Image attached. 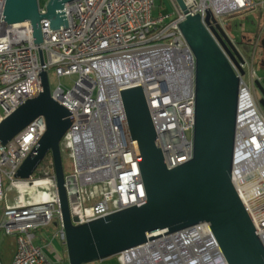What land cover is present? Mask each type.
Segmentation results:
<instances>
[{"label":"built area","instance_id":"built-area-1","mask_svg":"<svg viewBox=\"0 0 264 264\" xmlns=\"http://www.w3.org/2000/svg\"><path fill=\"white\" fill-rule=\"evenodd\" d=\"M51 1L38 0L41 15L48 14ZM170 1L174 13L158 17L153 13L156 0L67 2L57 11L66 23L52 28L51 20L43 19L44 40L37 46L30 22L6 24V0H0V123L40 94L43 71L49 73L55 67L59 76H78L72 89L59 85L51 91L52 97L71 113L72 125L62 149L73 157L74 172L66 175V189L71 215L78 219L75 224L89 223L146 200L140 163L128 128L124 90L143 88L168 169L193 158L196 60L180 29L188 16L176 0ZM184 2L189 15H200L209 31L205 22L208 12L224 27L228 16L251 7L264 8V0L260 3L254 0ZM168 18L172 19L168 21ZM261 38L259 34L255 48ZM39 48L44 51V66L40 63ZM157 53L160 54L149 57ZM249 64L247 61L242 65L246 71ZM124 72L129 75L128 79L118 83L116 75ZM245 75L241 76L232 184L264 244V198L258 193L264 188V138L254 135L253 131H242L245 90H249L254 100L262 125L264 112L255 93L258 80L255 72L249 73L250 85ZM46 128V119L40 116L8 144L0 142V200L7 196L4 177L12 187L43 181L50 189L47 199L39 203L27 204L18 196L0 217V235L4 233L17 241L12 264H53L47 246L36 244V232L41 227L55 222L58 228L55 237L66 243L53 162L44 167L45 159L28 180L17 178L27 157L39 146ZM255 140L261 145L258 149L253 144ZM242 185H245V195ZM159 240L148 239L146 244L124 252L120 255L122 264H130L125 255L134 251L149 255V249ZM154 253L149 255L151 259ZM221 255L225 261L222 252Z\"/></svg>","mask_w":264,"mask_h":264},{"label":"water","instance_id":"water-1","mask_svg":"<svg viewBox=\"0 0 264 264\" xmlns=\"http://www.w3.org/2000/svg\"><path fill=\"white\" fill-rule=\"evenodd\" d=\"M71 1L52 0L48 14L41 15L38 0H6L4 20L7 25L30 22L34 42L40 46L44 40L41 21L50 19L52 28L66 23L57 11ZM176 1L188 16L180 29L196 60L194 155L185 164L168 169L143 88L124 90L128 128L146 190L144 202L75 224L78 219L71 215L62 152L72 125L71 113L52 97L47 71L40 75V94L0 123V142L6 145L38 117L46 119V132L17 178L28 180L51 156L69 264H95L146 244L158 232L176 234L201 224L210 226L227 264H264V244L232 184L241 76L246 74L242 65L247 61L211 12L205 20L209 31L200 15H189L184 0ZM39 57L44 66L41 48ZM255 86L264 112V88L259 80Z\"/></svg>","mask_w":264,"mask_h":264},{"label":"rangeland","instance_id":"rangeland-1","mask_svg":"<svg viewBox=\"0 0 264 264\" xmlns=\"http://www.w3.org/2000/svg\"><path fill=\"white\" fill-rule=\"evenodd\" d=\"M256 1V0H255ZM260 3L261 1H256ZM154 16L158 17L160 14L170 15L174 13V6L170 0H156V7L153 11ZM173 18V17H172ZM172 18H168L170 21ZM226 30L229 35L235 41H255L256 37L260 34L262 35L261 41L264 39V8L251 7L245 10H242L238 13H235L231 16L226 17ZM261 42L258 48H256V56H248L249 66L246 71L245 80L250 85L249 73L255 72L257 79H259L262 87L264 88V67H262L264 61V47H261ZM254 50V49H253ZM49 81L51 91L55 90L59 85H62L66 89H72L75 86V82L78 79L77 75L73 76H59L57 69L51 68L49 70ZM259 77V78H258ZM256 95L261 98L260 91L257 90ZM258 100V97H257ZM67 154V153H66ZM64 166L66 175H69L74 172V163L73 157H69V154L65 155L64 152ZM4 189L7 194L6 197L0 200V217L2 218L4 211L8 205H11L16 202L18 196H22L27 204H34L43 202L47 199L50 189L47 183L40 182H30V183H21L17 186H10L9 181L4 177ZM1 221V219H0ZM58 231L55 222L49 226H44L39 228L36 232L37 239H49L53 240ZM0 239V255L3 257V260L7 262V259H12L13 252L15 251L9 247V244L12 240L16 241V238L12 236H7L4 233H1ZM16 250H17V241H16ZM9 254V256H7ZM15 257V256H14ZM13 257V258H14ZM8 263V262H7ZM95 264H122L120 256H115L108 258L106 260L97 262Z\"/></svg>","mask_w":264,"mask_h":264},{"label":"bare ground","instance_id":"bare-ground-1","mask_svg":"<svg viewBox=\"0 0 264 264\" xmlns=\"http://www.w3.org/2000/svg\"><path fill=\"white\" fill-rule=\"evenodd\" d=\"M158 54H149L150 58L158 56ZM161 54H164L163 52ZM167 55V54H165ZM165 65V64H164ZM129 75L124 72L116 75V81L125 82ZM243 132L251 133L264 138V125L261 124L259 114H257V107L254 100L251 97L249 90H245L243 95ZM252 144V143H251ZM257 149L260 148V143H253ZM248 174L247 177H249ZM244 186H241L244 193ZM258 193L264 198V188H261ZM247 200L250 197L246 198ZM261 226V225H260ZM155 238H159V241H155L152 247L149 249L150 254L155 251L153 259L147 255V253H141L140 250L134 251L125 255L126 262L130 264L143 261L146 264H226L221 255V251L218 248L217 241L213 237V232L208 225H200L190 230L170 235L165 232H158ZM155 245V246H154ZM154 246V247H153ZM156 249V250H155Z\"/></svg>","mask_w":264,"mask_h":264},{"label":"crops","instance_id":"crops-1","mask_svg":"<svg viewBox=\"0 0 264 264\" xmlns=\"http://www.w3.org/2000/svg\"><path fill=\"white\" fill-rule=\"evenodd\" d=\"M264 39L261 41V47H264ZM262 67H264V61L262 64ZM259 78V77H258ZM259 80V79H258ZM55 225L57 226V224L55 223ZM1 236V235H0ZM15 238V237H13ZM57 238V237H55ZM1 239V237H0ZM58 241L56 239L53 240H47L45 238L42 239H37L36 238V244L38 245H42V246H47V253L49 255V257L52 259L53 264H69V260H68V253H67V246L66 243H64L60 238H57ZM16 240V239H15ZM9 247L12 248L15 251L13 252V256L12 259H7V262H5L3 260V257L0 255L2 264H12L13 260H14V256L16 255V241L12 240L9 244ZM9 256V254L7 255Z\"/></svg>","mask_w":264,"mask_h":264},{"label":"flooded vegetation","instance_id":"flooded-vegetation-1","mask_svg":"<svg viewBox=\"0 0 264 264\" xmlns=\"http://www.w3.org/2000/svg\"><path fill=\"white\" fill-rule=\"evenodd\" d=\"M224 28L226 29L225 26H224ZM226 32H227V30H226ZM228 35H229V33H228ZM230 38L232 39L231 36H230ZM256 39H257V37H256ZM232 41L234 42V44L236 45V47L240 50V53L244 56V58L246 59V61H249L251 59L250 57H248L249 55L251 56L252 53L255 54V52H256L255 51L256 48H255V44H254L255 41H253V42H252V40H248V41H244V40H242V41H235L233 39H232ZM255 56H256V54H255ZM256 92H257V90H256ZM256 96L258 97V99H260L258 95H256Z\"/></svg>","mask_w":264,"mask_h":264},{"label":"trees","instance_id":"trees-1","mask_svg":"<svg viewBox=\"0 0 264 264\" xmlns=\"http://www.w3.org/2000/svg\"><path fill=\"white\" fill-rule=\"evenodd\" d=\"M254 1H255V0H254ZM256 1H258V0H256ZM256 1H255V2H256ZM259 1H261V0H259ZM62 152H63V160H64V152H65L64 149H62ZM65 155H67L66 152H65ZM51 161H52V159H51V156L49 155V156L46 158V160H45L43 166H44V167H48V166L52 165Z\"/></svg>","mask_w":264,"mask_h":264}]
</instances>
